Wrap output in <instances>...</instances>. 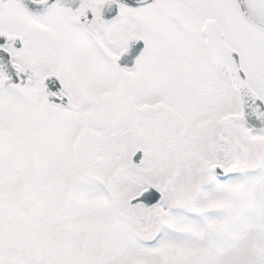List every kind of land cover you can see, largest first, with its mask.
I'll return each mask as SVG.
<instances>
[{
	"label": "snow or ice",
	"instance_id": "6c2138e0",
	"mask_svg": "<svg viewBox=\"0 0 264 264\" xmlns=\"http://www.w3.org/2000/svg\"><path fill=\"white\" fill-rule=\"evenodd\" d=\"M0 264H264V0H0Z\"/></svg>",
	"mask_w": 264,
	"mask_h": 264
}]
</instances>
